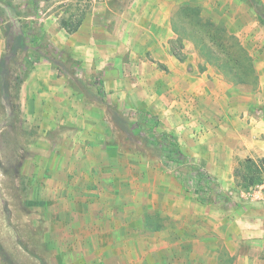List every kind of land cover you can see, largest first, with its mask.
<instances>
[{
  "label": "crops",
  "instance_id": "1",
  "mask_svg": "<svg viewBox=\"0 0 264 264\" xmlns=\"http://www.w3.org/2000/svg\"><path fill=\"white\" fill-rule=\"evenodd\" d=\"M183 5L200 7L242 38L256 86L231 85L209 65L200 68L189 42L173 51V20ZM257 17L247 0H109L96 7L82 0H0V62L15 46L21 68L35 37L52 59L35 64L22 81L15 112L1 109L0 194L8 179L2 150L14 133L24 155L15 161L19 176L9 179L29 187L33 199L41 193L48 204L63 201L64 211L79 201L134 215L142 197L144 220L158 204L166 241L193 245L176 259L264 264V209L233 199L238 163L264 158V30ZM77 19L68 33L62 22ZM94 79L100 96L90 86ZM136 111L156 116L189 163L212 178L207 203L168 170L158 173L121 152L119 132L129 129L118 118Z\"/></svg>",
  "mask_w": 264,
  "mask_h": 264
},
{
  "label": "rangeland",
  "instance_id": "2",
  "mask_svg": "<svg viewBox=\"0 0 264 264\" xmlns=\"http://www.w3.org/2000/svg\"><path fill=\"white\" fill-rule=\"evenodd\" d=\"M247 2L252 4L251 0ZM198 8L203 20L210 21L231 34L230 25L212 20L200 7ZM185 12L178 17L175 15L173 20V24L182 33L191 29L187 21L180 19ZM260 25L264 30V25ZM235 37L242 43V38L240 40L238 36ZM183 41L192 45L200 68L207 64L226 81L213 61L209 60L194 42L188 39ZM208 45L212 46V43L209 42ZM248 45L250 47V43ZM14 47L7 51V61L0 67V116L4 105L13 112L16 110L17 88L14 79L20 75L22 53L14 50ZM179 48L175 41L173 51L176 52ZM214 49L217 50L215 47ZM44 52L48 53L47 48ZM177 55L179 56L178 53ZM227 83L232 85L230 82ZM18 123L19 119L15 121V124ZM119 136L120 149L139 148L138 139L130 136L125 130H120ZM11 141L13 142L11 147L6 146L2 150V154L6 155L7 162L3 167L8 168V172L5 173L8 179L6 176L2 179L3 193L0 194V264H192L190 260L176 259L175 255L186 249L191 251L193 245L176 242L170 238L166 241V235L162 233L163 227L160 226L158 204L155 212L144 220L142 197L138 199L140 205L134 215L131 211L119 209L106 211L99 208L98 203H94L95 206H87L80 204L79 201L71 210L64 211L63 201L48 204L47 196L41 193H38V198L34 200L29 187L25 189L23 186L22 189L20 185L18 188L15 179L13 181L9 179L19 176L17 172L22 165L16 164L15 161L18 155H24L23 144L15 141L14 133ZM144 153V157L137 156L146 166L158 173L163 171L158 154L147 150ZM139 164L142 167L143 163ZM167 170L173 177L175 176L173 169ZM240 190L243 189H239V193L233 195L237 202L243 200L240 197ZM38 200L39 202H36ZM175 233L176 229H173V234ZM5 254L7 259L4 258Z\"/></svg>",
  "mask_w": 264,
  "mask_h": 264
},
{
  "label": "trees",
  "instance_id": "3",
  "mask_svg": "<svg viewBox=\"0 0 264 264\" xmlns=\"http://www.w3.org/2000/svg\"><path fill=\"white\" fill-rule=\"evenodd\" d=\"M252 6L258 11L257 20L264 25V6L257 0H251ZM183 11L185 15L180 19L187 21L189 31L180 32L179 28L173 24V31L177 34V45H181L183 39L191 40L196 44L199 50L211 61L219 70L227 82L234 85L256 86L258 76L256 74L254 63L243 47L241 42L233 34H228L222 27L215 25L210 21L203 20L200 17L199 8L189 5L181 6L175 13L178 17ZM80 24L77 19L74 22H62V26L68 33L75 31ZM39 38V37H38ZM42 40L33 39L34 49L27 55L20 68L19 77H15L16 95L18 96L19 86L26 78L29 71L35 64L41 60L52 62V59L44 52L45 45ZM20 43V39H18ZM212 43V46L208 45ZM24 46L21 44L20 46ZM215 48L217 50L215 51ZM0 62V67L4 64ZM90 86L95 88L96 93L102 95L101 83L94 79ZM119 121L128 127L130 136L138 139L139 148L127 147L121 149V152H130L140 157L145 156V151H152L158 154L160 166L164 169H173L175 179L179 182L186 192L194 194L201 203H207L208 194L213 184L212 178L197 165L189 163L176 140L168 133L160 130L159 120L156 116L148 112L136 111L127 117H119ZM264 171V158L256 161L246 159L238 163L235 169L234 177L236 187L246 190L258 183L260 174ZM209 192V193H208ZM264 259V252H263Z\"/></svg>",
  "mask_w": 264,
  "mask_h": 264
},
{
  "label": "built area",
  "instance_id": "4",
  "mask_svg": "<svg viewBox=\"0 0 264 264\" xmlns=\"http://www.w3.org/2000/svg\"><path fill=\"white\" fill-rule=\"evenodd\" d=\"M90 7L106 4L109 0H82ZM240 197L250 203H256L264 209V171L260 174L258 183L246 190H240Z\"/></svg>",
  "mask_w": 264,
  "mask_h": 264
}]
</instances>
